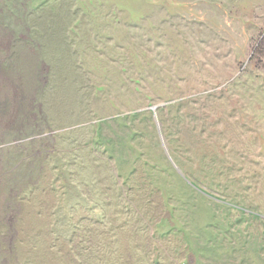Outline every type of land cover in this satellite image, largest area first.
Returning <instances> with one entry per match:
<instances>
[{"label":"rangeland","instance_id":"374dc122","mask_svg":"<svg viewBox=\"0 0 264 264\" xmlns=\"http://www.w3.org/2000/svg\"><path fill=\"white\" fill-rule=\"evenodd\" d=\"M0 264H264V0H0Z\"/></svg>","mask_w":264,"mask_h":264},{"label":"trees","instance_id":"16d2710c","mask_svg":"<svg viewBox=\"0 0 264 264\" xmlns=\"http://www.w3.org/2000/svg\"><path fill=\"white\" fill-rule=\"evenodd\" d=\"M135 116H137V114H135Z\"/></svg>","mask_w":264,"mask_h":264}]
</instances>
